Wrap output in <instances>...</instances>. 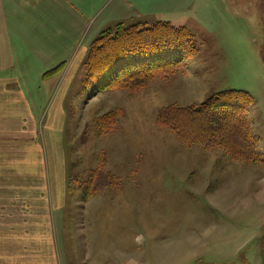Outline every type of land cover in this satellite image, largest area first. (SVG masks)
Returning a JSON list of instances; mask_svg holds the SVG:
<instances>
[{
    "label": "rangeland",
    "instance_id": "obj_1",
    "mask_svg": "<svg viewBox=\"0 0 264 264\" xmlns=\"http://www.w3.org/2000/svg\"><path fill=\"white\" fill-rule=\"evenodd\" d=\"M67 1L68 6L88 13L92 24L107 22L101 33L117 25L169 24L194 37V53L179 72L153 79L138 92L100 90L87 85L88 75L82 72L69 87L63 137L70 189L88 186L91 174L102 170L120 196H112L115 202L110 211H92L83 217L84 224L107 221L102 223L101 239L119 248L126 264H264V232L258 250L252 241L236 258L218 259L210 254L198 258L197 251L181 241L194 225L236 221L228 213L222 216L211 211L204 194L190 193L192 174L201 179L200 166L207 165L209 157L215 161L209 175L211 195L219 189L212 185L217 173L225 177L231 172L262 174L264 166L235 163L219 147H186L158 124L159 113L170 106H199L223 92H246L254 104L245 118L264 162V0ZM254 187L251 183L238 189L235 197L254 200ZM241 218H248L247 222L237 220L234 228L252 238L253 217ZM86 244L79 254L89 249ZM74 252L63 259L65 264L80 263Z\"/></svg>",
    "mask_w": 264,
    "mask_h": 264
},
{
    "label": "crops",
    "instance_id": "obj_2",
    "mask_svg": "<svg viewBox=\"0 0 264 264\" xmlns=\"http://www.w3.org/2000/svg\"><path fill=\"white\" fill-rule=\"evenodd\" d=\"M67 3L0 0V264H65L70 251L79 264H126L123 252L101 239L107 221L91 220L88 226L82 220L92 211H110L112 196L119 194L110 188L87 200L84 187L69 186L66 93L107 22L92 24L88 13ZM206 163L200 166L202 185L192 174L190 193L204 194L211 211L228 213L236 221L194 225L182 243L196 250L198 258H236L252 241L258 250L264 232V170L231 172L229 177L217 173L212 185L219 189L211 195L215 161L209 157ZM251 183L254 200L235 197ZM243 216L253 217L252 238L233 226L237 220L245 224Z\"/></svg>",
    "mask_w": 264,
    "mask_h": 264
},
{
    "label": "trees",
    "instance_id": "obj_3",
    "mask_svg": "<svg viewBox=\"0 0 264 264\" xmlns=\"http://www.w3.org/2000/svg\"><path fill=\"white\" fill-rule=\"evenodd\" d=\"M194 37L184 28L169 24L154 27L121 25L100 32L90 45L81 72L87 85L100 90L138 92L153 79H167L179 72L183 62L194 53ZM61 67L46 75H52ZM254 104L246 92L227 91L188 108L170 106L159 113V126L174 133L186 147H219L234 162L264 166L258 157L257 142L245 118ZM91 179V180H90ZM111 177L96 170L84 186L87 200L110 188ZM104 181L101 186L99 182Z\"/></svg>",
    "mask_w": 264,
    "mask_h": 264
}]
</instances>
